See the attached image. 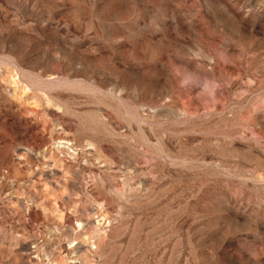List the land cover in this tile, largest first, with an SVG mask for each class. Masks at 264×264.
<instances>
[{"label":"rangeland","instance_id":"1","mask_svg":"<svg viewBox=\"0 0 264 264\" xmlns=\"http://www.w3.org/2000/svg\"><path fill=\"white\" fill-rule=\"evenodd\" d=\"M0 264H264V0H0Z\"/></svg>","mask_w":264,"mask_h":264}]
</instances>
